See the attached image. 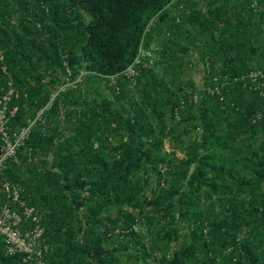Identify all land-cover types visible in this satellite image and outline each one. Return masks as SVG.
Here are the masks:
<instances>
[{"label": "trees", "instance_id": "obj_1", "mask_svg": "<svg viewBox=\"0 0 264 264\" xmlns=\"http://www.w3.org/2000/svg\"><path fill=\"white\" fill-rule=\"evenodd\" d=\"M254 71L264 0H0L10 129L42 111L0 207L41 213L43 264H264Z\"/></svg>", "mask_w": 264, "mask_h": 264}, {"label": "built area", "instance_id": "obj_2", "mask_svg": "<svg viewBox=\"0 0 264 264\" xmlns=\"http://www.w3.org/2000/svg\"><path fill=\"white\" fill-rule=\"evenodd\" d=\"M137 63H139L138 59L135 61V64ZM134 74L132 67H128L125 71L128 78H132ZM248 77L253 84V89L257 90L259 95L264 98V72L254 71ZM71 84L73 83L65 84V86ZM65 86H62L59 91H63ZM12 91L9 89L0 95V169L4 167L8 158H15L17 149L29 134V128L40 120L42 112L32 119H28L27 125L11 130L9 122L17 110V106L10 105ZM56 94L51 96L49 104L52 103ZM2 186L12 201L18 202L20 206L19 210L11 209L6 204L0 207V236L4 239L6 253L9 255L21 254L24 263L43 264L42 258L48 248L44 243L41 213L34 207L19 201L18 190L8 181H3ZM27 223L32 226L27 227Z\"/></svg>", "mask_w": 264, "mask_h": 264}, {"label": "rangeland", "instance_id": "obj_3", "mask_svg": "<svg viewBox=\"0 0 264 264\" xmlns=\"http://www.w3.org/2000/svg\"><path fill=\"white\" fill-rule=\"evenodd\" d=\"M199 68H200L199 65H196L195 72H197ZM199 76H201L200 71L198 72V74L196 73V75H195V79H196V81H199V80H198V77H199ZM166 150H168L167 147H166ZM179 157H180V155H179Z\"/></svg>", "mask_w": 264, "mask_h": 264}]
</instances>
